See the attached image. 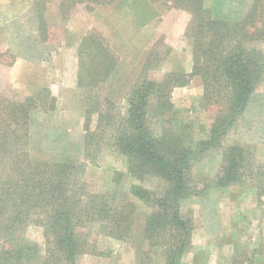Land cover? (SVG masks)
<instances>
[{
	"label": "rangeland",
	"instance_id": "rangeland-1",
	"mask_svg": "<svg viewBox=\"0 0 264 264\" xmlns=\"http://www.w3.org/2000/svg\"><path fill=\"white\" fill-rule=\"evenodd\" d=\"M38 1L44 4L49 27L45 41L39 34ZM204 2L216 16L233 19L247 12L252 0ZM62 3L68 8L69 0H0L3 107L27 97L37 101L28 125L19 128L20 139L13 143V138H7L0 146V195L5 193L0 196V223L5 224L9 213L20 209L21 199L13 193L16 159L28 155L34 163L70 161L71 181L86 191L116 188L118 201L130 197L137 205L133 233L128 239L110 236L98 222H89L82 229L90 247L80 256L79 264H164L162 247L149 248L144 239L150 205L132 188L143 186L153 198L166 184L163 179H138L129 173L125 154L111 145L115 128L110 119L127 114V97L144 78L161 81L172 72L191 73L193 38L188 27L192 15L169 0L77 2L68 11ZM63 11H67V17ZM89 34H98L101 45L97 48L93 43L89 48L87 44L86 50L97 49L99 53L97 57L86 55L92 68L87 73L93 75L94 83L90 80L82 84L79 78L84 71L78 48L81 38ZM256 47L264 52V42ZM106 52L111 58L101 57ZM109 63L113 66L108 72ZM182 79L184 83L170 92L171 110L165 111L152 100L150 126L159 136L179 131L186 139H201L217 107L204 104L200 77ZM3 111L7 110L0 109V115L7 117ZM101 112L105 117H100ZM183 124H187L185 129ZM234 145L256 146L255 153L249 163L240 162L244 165L237 172L240 179L221 184L224 152ZM191 167L192 185L200 192L181 203L194 227L192 249L182 257L181 264H264V182L258 181L264 179L259 173L260 168L264 170V81L221 143L200 152ZM30 220L22 236L44 252V228L35 214Z\"/></svg>",
	"mask_w": 264,
	"mask_h": 264
},
{
	"label": "trees",
	"instance_id": "trees-1",
	"mask_svg": "<svg viewBox=\"0 0 264 264\" xmlns=\"http://www.w3.org/2000/svg\"><path fill=\"white\" fill-rule=\"evenodd\" d=\"M101 1L69 0L68 8L64 3L62 7L68 11L77 2ZM169 1L192 15L188 29L193 38V69L189 74L172 72L161 81L144 78L137 83L126 100L127 114L110 119L115 128L111 145L125 154L131 175L138 179L155 177L164 180L166 187L153 198L140 185H134L132 192L150 205L143 232L149 248L162 247L164 264H181L182 257L192 249L194 229L192 217L183 213L181 203L200 192L196 185H192L191 166L200 152L221 143L264 81V52L256 47L257 43L264 42V0H252L247 12L233 19L216 16L205 6L204 0ZM36 3L40 7L39 34L45 41L49 37V27L43 12L44 4L42 1ZM67 11H63L64 17L68 16ZM81 41L78 54L84 74H80V83L91 80L92 84L93 75L87 73L92 68L87 65L86 55L97 57L99 51L86 48H91L93 43L98 48L101 39L98 34H89ZM101 55L104 59L111 58L108 52ZM112 66V63L108 64V72ZM189 75L201 78L204 104L217 107L211 126L201 139H186L179 131H170L166 137L157 135L150 126L152 100H156L165 111L171 110L172 88L183 84L185 79L182 77ZM36 104L35 97H27L23 101H10L5 108L4 100L0 98V109L7 110L3 111L7 117L0 115L5 130L0 133V146L5 145L7 138H13V143L20 139L19 128L28 125ZM100 117L105 115L101 112ZM186 126L181 127L185 129ZM254 149L256 146L245 148L241 145L225 149L221 184L241 178L237 172L244 165L240 162L248 160L249 163ZM22 162L24 164L19 165ZM32 162L28 155L14 161L17 178L14 179L13 193L21 203L18 211L9 213L5 224L0 223V238L4 237V243L0 245V264H31V261L79 264L80 256L90 247L82 230L89 222L101 223L116 239L125 240L132 236L137 205L130 197L118 201L116 188L86 191L82 185L71 181L73 163L70 161ZM259 173L264 176L262 168ZM258 181L263 184L264 179ZM34 214L44 228V252L22 236L23 228L30 225Z\"/></svg>",
	"mask_w": 264,
	"mask_h": 264
}]
</instances>
